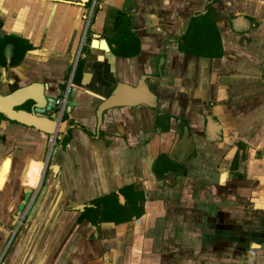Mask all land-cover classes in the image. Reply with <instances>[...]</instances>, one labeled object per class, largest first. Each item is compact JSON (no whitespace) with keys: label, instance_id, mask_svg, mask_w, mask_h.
I'll list each match as a JSON object with an SVG mask.
<instances>
[{"label":"crops","instance_id":"0c3cea01","mask_svg":"<svg viewBox=\"0 0 264 264\" xmlns=\"http://www.w3.org/2000/svg\"><path fill=\"white\" fill-rule=\"evenodd\" d=\"M1 38L0 92L62 91L65 126L0 142V264H264V0H0ZM141 76L156 106L99 123Z\"/></svg>","mask_w":264,"mask_h":264},{"label":"water","instance_id":"95a60500","mask_svg":"<svg viewBox=\"0 0 264 264\" xmlns=\"http://www.w3.org/2000/svg\"><path fill=\"white\" fill-rule=\"evenodd\" d=\"M86 2H88V0ZM94 44H97L96 47L100 48V50L106 53L109 52V48L105 41L100 39L98 35L92 40L91 46H94ZM145 81L146 77L141 76L136 86H129L120 82L117 83L111 94L106 99H103L96 109L95 115L98 122L101 123L103 112L113 108H133L141 105L154 108L157 104L156 95L150 91ZM34 86H40V84H29L17 89L8 97H0V113L7 116L9 119L15 120L20 125L32 127L40 133L56 138L64 132L65 126L64 122L55 120L56 114L52 113L53 110L59 107L56 106V100L54 98L47 97L45 101H43V96L31 93L36 90L33 89L35 88ZM26 102L33 103L31 112L24 110L14 111L10 108L20 107ZM18 213L19 212H17V214ZM14 217H17V215ZM5 234H7V231ZM4 239L2 241V248L5 246L7 238Z\"/></svg>","mask_w":264,"mask_h":264},{"label":"flooded vegetation","instance_id":"af4514ba","mask_svg":"<svg viewBox=\"0 0 264 264\" xmlns=\"http://www.w3.org/2000/svg\"><path fill=\"white\" fill-rule=\"evenodd\" d=\"M21 43H23L22 41H17V39H14V40H11V38L10 39H8V38H1V40H0V59H5L6 61H7V51H6V49H7V47H12V52L10 53L11 55H10V59H11V63L13 64V66H16V64H18L19 62L18 61H16V60H18V59H20V58H22L23 56H24V54L26 53V50H25V48L27 47L25 44H22V45H24L22 48H21ZM11 45V46H10ZM75 79H76V77H75ZM74 81L75 80H73L72 81V83H74ZM17 90V89H16ZM16 90H13L12 92H10L9 94H2L1 92H0V97L1 98H5V97H8V96H10V95H12ZM61 96H62V98L61 99H64L65 97H64V94H62V91H61ZM47 97H49V96H44L43 95V101H45V98H47ZM1 98H0V100H1ZM51 98H54L55 100H56V106L57 107H59L60 108V102H61V99L60 98H56V97H51ZM60 103V104H59ZM32 106H33V103L32 102H26L25 104H23L22 106H20V107H10V108H12V110H14V111H18V110H24V111H27V112H31V110H32ZM59 108L58 109H55V110H53V112L52 113H55V114H57L58 113V111H59ZM11 113V112H10ZM57 118V115L55 116V119ZM3 122H4V125H5V128L6 129H8L10 132H8V134L6 135V134H3V135H0V142L3 144V145H5V146H7V147H9V144H11L12 145V147L14 146L13 145V140H12V138H13V135L15 136V130H16V125L18 124L15 120H13V119H9L7 116H5V115H3V114H1L0 113V132L1 131H5L6 129H3V127H2V124H3ZM28 128H30V129H34V128H32V127H28ZM12 130H13V133H11L12 132ZM49 140V139H48ZM49 141H51V140H49ZM9 155V154H8ZM6 160H9L10 161V168H9V173H8V175H7V178H6V180L4 181V183H3V185H2V187L3 186H5V185H7L9 182H10V178L12 177L11 176V170H12V166H13V160H11L10 158H5V160H3V162H1V164H0V167L3 165V163L6 161Z\"/></svg>","mask_w":264,"mask_h":264},{"label":"trees","instance_id":"16d2710c","mask_svg":"<svg viewBox=\"0 0 264 264\" xmlns=\"http://www.w3.org/2000/svg\"><path fill=\"white\" fill-rule=\"evenodd\" d=\"M121 18H123V19H125V21H127V18L125 17L124 14H122V13H118L117 16H116L117 21H118L119 19H121ZM199 18H200L201 20H204V21H208V22H210L208 16H201V17H199ZM196 20H197L196 18L192 19L193 22H196ZM211 24H213V23H211ZM125 25L128 26V24H125ZM185 37H186V36H185ZM195 38H196V35H195ZM195 38H193L192 41H194ZM183 41L186 43V40H185V39H183ZM184 42L182 43L181 46L184 45ZM78 77H80V71H78V73H77V75H76V78H78ZM165 160H166V162H168L169 164L176 165L175 163H173V162H171L169 159H167L165 156H161V157H159V162H162V161H165Z\"/></svg>","mask_w":264,"mask_h":264},{"label":"bare ground","instance_id":"6f19581e","mask_svg":"<svg viewBox=\"0 0 264 264\" xmlns=\"http://www.w3.org/2000/svg\"><path fill=\"white\" fill-rule=\"evenodd\" d=\"M87 0H83V2H86ZM9 160L5 161L1 170H0V189L5 181V176L7 175L8 173V170H9Z\"/></svg>","mask_w":264,"mask_h":264},{"label":"rangeland","instance_id":"374dc122","mask_svg":"<svg viewBox=\"0 0 264 264\" xmlns=\"http://www.w3.org/2000/svg\"><path fill=\"white\" fill-rule=\"evenodd\" d=\"M82 2H83V0H82ZM83 3H85V2H83ZM203 22H205L204 20H203ZM88 38V37H87ZM85 43H88V41L86 40V42ZM90 46H91V43H90ZM215 46V45H214Z\"/></svg>","mask_w":264,"mask_h":264},{"label":"built area","instance_id":"2783aa9c","mask_svg":"<svg viewBox=\"0 0 264 264\" xmlns=\"http://www.w3.org/2000/svg\"><path fill=\"white\" fill-rule=\"evenodd\" d=\"M60 104V103H59ZM51 140V139H50Z\"/></svg>","mask_w":264,"mask_h":264}]
</instances>
